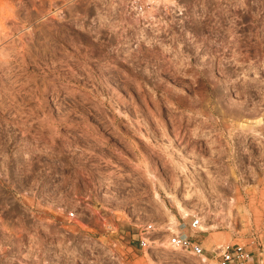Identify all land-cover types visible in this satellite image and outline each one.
<instances>
[{"label":"rangeland","instance_id":"374dc122","mask_svg":"<svg viewBox=\"0 0 264 264\" xmlns=\"http://www.w3.org/2000/svg\"><path fill=\"white\" fill-rule=\"evenodd\" d=\"M127 2L0 0V264L78 177L126 233L183 207L209 261L238 243L264 264V0Z\"/></svg>","mask_w":264,"mask_h":264},{"label":"built area","instance_id":"2783aa9c","mask_svg":"<svg viewBox=\"0 0 264 264\" xmlns=\"http://www.w3.org/2000/svg\"><path fill=\"white\" fill-rule=\"evenodd\" d=\"M139 1L128 0L126 10L142 11ZM75 187L70 190V199L44 198L41 204L34 202L27 207L26 239L11 243L12 252L6 261L10 264H128L126 258L131 252L143 257L151 252L158 255L167 252L172 258H204L202 264H262L257 251L238 243L216 247L209 261L198 238L201 219L191 214L164 230L144 224L137 225L133 234L126 233L108 209L93 197L97 195L95 191L85 190L82 184ZM11 202L24 208L17 199ZM162 233L168 237L166 246L157 237Z\"/></svg>","mask_w":264,"mask_h":264},{"label":"crops","instance_id":"0c3cea01","mask_svg":"<svg viewBox=\"0 0 264 264\" xmlns=\"http://www.w3.org/2000/svg\"><path fill=\"white\" fill-rule=\"evenodd\" d=\"M76 182L77 183L79 180H80V183L83 185V188L86 190L88 189L89 191L93 192L94 189L92 188L91 189V186L89 185L91 182L90 181H86L84 178H81V177H78V178H75ZM76 186V184H75ZM93 197H95V199H97V201L99 202V205L105 209L108 208V206H105L103 205L102 203V197L100 198V196H97L96 194H93ZM109 201V200H108ZM104 202V201H103ZM107 204H110L108 202H106ZM116 207V206H115Z\"/></svg>","mask_w":264,"mask_h":264},{"label":"bare ground","instance_id":"6f19581e","mask_svg":"<svg viewBox=\"0 0 264 264\" xmlns=\"http://www.w3.org/2000/svg\"><path fill=\"white\" fill-rule=\"evenodd\" d=\"M163 1V0H162ZM164 1H168V0H164ZM154 2H157L158 3V1H154ZM159 2H161V1H159ZM148 3H149V1H148ZM256 120V119H255ZM259 120H260V118L259 119H257V122H259ZM157 197V196H156ZM180 210L182 211V213H184V216L185 215H188V211H186L183 207H180ZM191 212V211H190ZM208 213V212H207ZM190 214V213H189ZM202 226V225H201ZM214 226H216V225H214ZM214 226L212 225H210V228H214ZM208 228V227H207ZM201 229H203V231H205V230H207L206 228H204V227H201ZM202 232V231H201ZM167 236V235H166ZM164 246H166V245H164ZM202 262H204L205 261V259L204 258H202V259H200ZM199 260V263H201V261Z\"/></svg>","mask_w":264,"mask_h":264}]
</instances>
